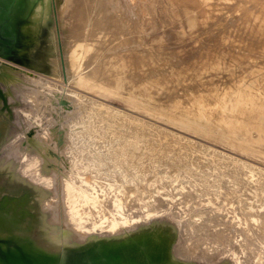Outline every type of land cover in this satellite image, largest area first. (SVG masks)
Returning <instances> with one entry per match:
<instances>
[{"label": "bare ground", "instance_id": "1", "mask_svg": "<svg viewBox=\"0 0 264 264\" xmlns=\"http://www.w3.org/2000/svg\"><path fill=\"white\" fill-rule=\"evenodd\" d=\"M135 5L136 4H134V7ZM55 6V0H30L28 12L26 15L28 22L22 25V29L20 28L24 34V42L27 44V52H30L31 54L28 58V55L25 52L24 55H22L24 56V60L27 59L25 61H28L25 62L26 65H29L33 68V64H36L35 62L33 63V60L36 56L38 57L40 56L39 54H41L43 58V71L50 72L51 75H55L58 78L64 77L63 71H65V75H67V78L69 77L68 80L71 79V83L75 84L77 87H79V89L82 88L84 90L92 91L106 96L123 97L127 102H129V104L151 112L155 116L162 118L170 124L178 125L194 132L224 137L231 146L238 148L246 153L255 155L257 157L264 158L263 44H258L256 48V50L260 53L259 56L257 55L255 57H249L248 59H246L241 55L240 52L241 50H243L241 42V45H237V43H239L237 42L236 44L234 43L229 46H226V50L222 51V49H218L211 45L210 42H200L198 38L195 45L198 46V44L204 42L207 45V55L212 57L210 58V63L206 64L207 62L204 63L200 60L201 58H203L200 55V59L195 60V68H193L194 66L192 67L194 71L191 70V72H193L190 74L187 73V70V72L184 71L185 69L183 70V67H180L181 64L179 65L178 63L177 55H174V60L171 59L170 56L172 55H170L168 47L162 44V37L159 39H155V41H151L152 37L146 38V36H142L141 39H136L133 44L135 48L131 51L129 50V47L124 44V41L121 38H117V34H112L113 31H118L121 29L122 22L123 24H126V26L128 27L127 29H131L129 28V26L133 24L131 14L133 5L131 3V0H58L61 20L56 16L57 14H55ZM217 6L219 5L217 4ZM125 13L129 15L128 17L126 16L124 18L121 15ZM190 14L191 13H189V15ZM222 15L224 14L222 13ZM56 17L61 21L59 22L60 24L62 23V26L65 29V44L67 45V48H69V54L71 57L69 58L71 59V62H69V68L67 67L63 69L64 64L62 62L60 63L62 57L60 60L57 57V46L58 42H60L61 37L58 34V32L60 31H57L58 23ZM219 18L222 19L221 17ZM194 23V18H191L188 22L189 26H194ZM216 24L217 21L213 26H215ZM211 25L212 24H210V26ZM220 26L222 27L224 25ZM144 28L142 30L145 32ZM213 29L215 30V28ZM149 32L146 33L150 35ZM223 34H225V32ZM123 35H125V33L121 34V37ZM261 39L264 40L263 37ZM245 43H247V41H244V45ZM246 48L249 49L248 46H245V49ZM36 49H39V51L37 52ZM195 51H197V49ZM182 53L180 54L182 55ZM3 59L1 60L6 61L5 59ZM170 60L172 61V63L170 62ZM246 60L253 61H248V63H244ZM226 61H228V63L230 62L231 65L237 66L236 68L232 66V70L234 69L231 72L232 76L228 74L229 77H232L231 80H228L227 77V80L230 82V84L227 86L224 85L221 87H217L215 83L220 79L216 77L215 73L220 72L219 70H221L222 68L223 70L225 69L224 65ZM30 64H32L33 66ZM189 64L190 63H188L187 66ZM17 65L16 69L18 68ZM158 65H160L159 69ZM10 67L11 66L6 64V62H0V75L4 78V80L2 81H5V86L9 89V94L11 95L12 100L16 99L15 101H17L18 96V101L20 100L21 96H23L22 99H24L26 96L24 101H26L27 99L29 100L31 98L34 100V94L37 92V90L39 91L38 86H41L43 90L48 89L50 93H58V89L56 87L49 88V84L46 83V87L44 86V89V83L43 81H40V79H31L29 76L30 74L23 75L25 73L21 71L20 72L23 74L17 73V71H14V69L12 70L15 65L12 68ZM22 67L26 68L27 72L30 71V69L28 70L26 66L22 65ZM60 67L62 69V72ZM162 67H164V69ZM35 68L34 70L36 71ZM52 72H54V74H52ZM214 78L217 79L215 83L213 81ZM222 78L224 79V77ZM174 88L182 90L184 94L183 100L179 98L170 99V93L172 92V90H175ZM201 88L205 89V91L200 90ZM82 99H84V97ZM24 101H21L22 105ZM96 102L94 104L95 108H91V110L86 111V109L88 108L85 107L86 109L82 111L83 113L80 112V116L78 115V117L80 118L74 116V118L76 117L77 119L73 120H70L71 118L69 117V113L71 110H68L70 108H67L68 105H66L67 103L64 102L65 104H63V110H61L62 113L64 111V116L62 115L63 117L61 120H63V123L65 122V124H71V128L76 129L79 124V126H82V129H86L84 130L83 134L78 133L76 136L82 141L88 142L91 146L90 151L84 155V158L93 162L95 161L97 162V164L100 163L99 165L103 167V171L108 172L106 176H104L105 178L101 177L99 181H91L93 184H91L89 181L81 179L79 182L80 184L77 186V189L74 190V188H72L71 186L72 183H78V180L76 181L74 179V174H67L64 172L63 168L62 171L58 167L55 169L56 171L52 169L56 173H54L53 171H49L48 173L46 172L47 170H45L44 172H40L41 177L44 176L43 178H45L43 180L41 179V182H44V180L47 181V179H49L50 182L49 186L47 185L46 187L45 185L44 188L43 185H40L41 183L37 179L39 176L36 177V170L32 171L35 172V175L33 176L36 177L32 180L30 176H25L26 179L23 178L21 180L18 176L9 181V176L14 175L15 173L12 172L11 174V171H13V169L16 167L15 164H19L18 162H16L17 160L13 162L7 160L6 164H2V167H0L1 191L4 190V192H8L10 190L13 193L14 191H19L18 193H22V196L20 198L18 197V204L15 199L17 197L14 196L16 202H14L16 206L12 204L15 207L14 209H12L13 206L11 204L9 205L8 203L7 206H10V208L12 206L11 209H9V207H6L5 210H2V207L0 208V238L6 239L7 241H9V243H13V245H17L20 248V250H11L6 245H4L6 247L2 246V248L4 247V251L8 253V257L6 261L0 259V264H27L26 262H23L22 260L18 259L21 256V253H23L27 258L32 259V264H264V194L259 188V190L254 191L252 192V194L249 195L245 194L243 188L242 190L239 189L238 192L232 194L230 199H221V201H219L217 204L214 203L213 199L214 196L217 195V193L219 192L220 188H218V184L214 183V181L211 182L212 180L209 179V186L204 180L205 184L209 186L207 188L205 187V190H203L204 187L202 189H192V186L190 185L191 182L188 184L191 188L189 186L179 187L176 185L173 187L171 186V184L174 183L172 179L175 178L172 177V175H167L170 173L169 171L166 170V172L165 170H163L166 172V174L164 173L165 177H163L162 175V180L157 183L155 182L156 184L154 183V185L156 186L155 190L150 191L149 186L148 189L146 188L147 191H144L145 193L143 192L141 194L139 192L138 194L133 195L134 188H137L134 187L132 188V198H130V194L127 198H123V196H120L119 193L123 190L125 191L126 195V191L128 192L129 184L131 183L132 187L134 184H141L137 182L138 179H140V181L142 182L146 181V177L152 175L154 173V170L157 169L158 165H161V160L153 158L150 160V163H147L142 160L143 156L141 153L143 151V144L147 145V143L151 141V138L149 139L150 141L148 140L147 142L146 137L148 136H145L146 134L142 135L141 130L138 129L139 125L144 126L142 123H140V121H136L140 124H135L132 120L133 118H131V122L128 121L127 124H124V122H126L125 120L130 119V117L128 118V116L124 115L125 117H123L125 120H123L122 118L124 122L122 121L123 123L121 122L122 124L120 123V126L117 127L116 124L118 122L116 123L110 115L109 118V116L105 115L106 112L105 114L103 112V110L109 112H112L113 110L107 107L105 108L103 106H100L101 104H99L98 102L97 103L99 105H97ZM74 103L75 102H73L72 104ZM35 104L37 105V103ZM1 105L2 104H0V108ZM83 108L81 107V109ZM77 110L79 111V108ZM110 114L113 115L114 111ZM2 117L3 114L0 113V121L1 119H5ZM37 119L39 120L38 115ZM38 120L35 121L38 122ZM5 121L8 120L6 119ZM25 121L26 120H24L23 122ZM111 121H114L115 123L113 122V124H111ZM108 122L109 124L113 125L112 129L109 128V130L107 131V129H105V126H101L102 129L100 128L99 131H97L98 135H93L91 133L92 131H94L95 126H97L98 123H101L100 125H105L104 123L108 124ZM4 123V120L3 122L1 121L0 129L4 127L2 125ZM31 123L33 124V121ZM27 124L28 122H26V125ZM136 125L138 126L136 127ZM11 126L12 125L8 127ZM15 126L16 124L14 125V127ZM22 126L23 127L21 128V130L23 129L24 131L25 124ZM34 126H37V124H35ZM5 127H7V125ZM5 127L3 129H5ZM26 127L28 128V126ZM8 129L10 131V128ZM7 130H0V146L2 147H5L3 143L7 141L6 136H9L6 134L9 133ZM13 131L15 132V130ZM18 131L19 130L17 129V134ZM58 131L61 132L63 130H57V132ZM145 131L146 130H144V132ZM14 132L12 133L14 134ZM49 132L51 133V131ZM64 133H66L65 130ZM71 133L73 132L71 131ZM106 133L111 137L106 138V141L104 143L101 141L100 137L105 136ZM150 134L148 133L147 135ZM17 136L19 137V135ZM38 136L40 137V135ZM9 137H11V135ZM55 137L58 138V136ZM88 137L89 141L87 140ZM17 138H14L15 141ZM47 138L45 139L46 143L40 142L43 144L44 149H42L41 144L38 142L40 144L41 151L38 152L40 148L38 149V147L36 146V149H32L37 151V154L36 152L33 153H35V155L40 154L38 156L40 158H43L44 161H48V164L55 163V166L62 165L63 163L60 164L61 161L58 163V160L56 162H50L53 159L56 160L53 153L57 152V154H60V156L64 157V160H66L69 155L66 152L62 151L59 145H57L58 147H49L48 145H46L47 143H50L51 139L53 141L52 137L51 139H49V136ZM153 138L155 139V137ZM10 141L8 140V142ZM113 141H115V144H113ZM116 142L119 143V147H117L118 143ZM165 142H167V140ZM150 143L153 144L152 142ZM167 143L166 145H169ZM56 144H58V142ZM155 144H157V139L156 143L154 141V145ZM184 144L186 143L184 142ZM113 145L116 147L114 148ZM175 145L176 147L180 146L179 144V146H177V144ZM13 146H15V144ZM28 146L31 147L30 145ZM108 146L110 148L112 146L115 150L106 152ZM17 147L18 146H16L15 149ZM164 147L162 150H165L164 158L170 160L174 155V148L165 149ZM184 149H187V147ZM17 151L20 150L16 149V152H14L15 155L16 153H19ZM30 151H28V153ZM184 151L186 152V150ZM4 152L2 150V153ZM23 153L25 152L23 151L22 154ZM182 153L184 154V152ZM22 154L21 156H23ZM3 156L4 158H6L5 155ZM31 156L33 155L30 154V159L32 158ZM71 156L72 159H69L71 160L69 161L70 164H67L71 165L72 168L73 166L75 167V165L79 164V162L77 163V161H74L75 158L77 159L78 157H75L73 153L72 155L70 154V157ZM67 160L65 162H68ZM28 161L29 160H27V162ZM164 164H166V162ZM24 165H26V163ZM69 165L67 167H69ZM221 165L218 164V167ZM227 165H224V167H228ZM166 166H169V164L167 163V165H164L163 167ZM208 166H210V164ZM191 167L192 166H189V170H191ZM18 168L22 170V164H19ZM184 168L186 169V167ZM43 169L44 166H42L40 170ZM72 169L70 170L72 171ZM234 170L235 168L233 169V171ZM66 171H68V169ZM163 171L160 172L163 173ZM24 172L22 171V174ZM77 172L81 171L78 170ZM87 172H89V170ZM186 172V175H188V171ZM231 173L232 169L230 174ZM209 174L212 179V173L210 172ZM240 174L242 175V173ZM75 175H78V173H76ZM236 175L237 174H235V178ZM83 177L86 176L84 175ZM217 177L219 176L217 175ZM193 178L196 179L197 177ZM257 178L259 179L261 177L258 176ZM35 179H37L39 185L42 186V188L40 187L41 189L45 190L46 192L47 190H52L55 192L60 191L61 193H63V197L59 198V201H53V198L57 196L55 195V192V196L53 198L50 197V199L52 198V200H49L50 202L45 200L47 195H44L41 198L42 194H37L40 196V198L37 197V195H35L34 193V187L38 186L36 185L37 183L35 184ZM105 179L106 183L103 182ZM231 179L232 178H230V180ZM115 180H117L118 184H113ZM201 180L203 179L201 178ZM219 180H222V178ZM243 180L246 181V179ZM175 181L177 180L175 179ZM180 181L182 182V180ZM235 181H237V179ZM262 181L261 185L263 183ZM76 183L75 185H77ZM228 183L230 184L229 181ZM246 183L249 182L247 181ZM205 184L203 183V185ZM88 186L94 187V189H96V192L97 190L99 192L103 190L102 193H104L106 201H110L108 204H104L105 206H103V212H101V215L107 213L105 221H97L100 216L99 213L95 211V207H98V205L95 206L88 203L91 202V200L86 196L85 193L88 192ZM115 186L116 188H114ZM223 186L225 187V185ZM230 186V188L233 187L232 185ZM263 186L261 187L263 188ZM226 189H228V187ZM74 191L75 193H73ZM203 191L205 193H202ZM1 193H3V191ZM148 193H150L151 196H147ZM75 194H77L78 196H76ZM197 194H205V196H202L205 197L207 200L211 201V205L208 204L207 208L206 205L203 206L204 208L198 206L199 202H202V200L197 199ZM224 194L225 192L222 193L223 196ZM7 195L8 194H6V196ZM1 197L3 198V195ZM8 197L13 199L12 196ZM211 197L212 200L210 199ZM1 200L3 201V199ZM147 204L150 205L147 206ZM170 205H174V207H170ZM86 208H92L94 210L91 212V209L87 210ZM210 208H213V210ZM19 210L24 213H19ZM24 210H28V212L26 211L27 214ZM171 211L174 212L173 214L175 216L179 217L178 222L171 223L169 219L163 218L165 214ZM197 212H199L200 214H198ZM28 213H30V215ZM21 214L29 215L30 217L26 218L24 215ZM111 215L117 216V219L109 220L108 218H110ZM125 217L129 218L126 219ZM157 217L163 218L160 221L163 222L165 227H159V222L157 223L158 226L153 225V221ZM146 219H149L150 221L143 225V223L146 222ZM35 231L37 232L35 233Z\"/></svg>", "mask_w": 264, "mask_h": 264}, {"label": "rangeland", "instance_id": "2", "mask_svg": "<svg viewBox=\"0 0 264 264\" xmlns=\"http://www.w3.org/2000/svg\"><path fill=\"white\" fill-rule=\"evenodd\" d=\"M207 1H208V3H207ZM233 1H234V3H233ZM55 2H56L55 14H57L56 16L60 19L61 16H60V8L58 6V0H55ZM214 2H215L216 5L214 4ZM131 3L133 5L132 6V13H131L132 14V22H133V24H131V26H129V28H131V29H127L128 27L126 26V24L125 23L123 24V22H122L121 29L118 30V31H113L112 34H117L118 35L117 38H119V39L121 38L124 41V44L127 47H129V50H131V51H132V49L135 48V46L133 44L136 41V39H141L142 36H144V37L146 36V38L147 37H149V38L152 37L151 41H155V39H159V38L162 37V39H163L162 44L164 46L168 47L170 55H172V56H170L171 59L174 60V55H177L178 59L177 58H175V59L178 60L179 65L181 64L180 67H183V70L184 69H185L184 71L187 70L188 72L187 71L186 72L190 73V74L194 71L193 68H195L194 65L196 64L195 60L200 59L199 58L200 55H201V57H203L200 60L203 61L204 63L207 62L206 64L210 63V60H211L210 58L212 57V56H208L207 55L208 54V51L206 50L207 45L204 42H202L201 44H198V46L195 45L198 38H199L200 42L201 41L210 42L211 45H213L214 47H216L218 49H222V51L226 50V46H229V45L234 44V43L236 44L237 42H239V43L241 42L242 46H243V50H241L240 52H241V55L244 58H246V59H248L249 57H255L257 55L259 56L260 53H259V51L256 50V48H257L258 44H260V43L264 45V40L261 39L262 37L264 39V34H263L264 33V0H131ZM134 4H136L135 7H134ZM217 4L219 6H217ZM209 6H210V8H209ZM207 12H208V14H207ZM189 13H191V14L189 15ZM222 13L224 15H222ZM128 15L129 14L125 13V14H123L121 16L125 18L126 16L128 17ZM57 17H56V19H57ZM219 17H221L222 19H220ZM191 18H194V20H195L194 26H189V24H188V22L190 21ZM59 19H57V23H58L57 24V31H60V32H58V34H59V36L61 38H60V42H58V46H57V57L59 58V60L62 57V59L60 60V63L62 62L64 64L63 65V69H64V68H67V67L69 68V66H70L69 62H71V59H69V58H71V57H70V54H69V48H67V45L65 44L66 43L65 29L63 28L62 23L60 24V22H61L60 20L61 19L60 20ZM146 21H147V23H146ZM216 21H217L218 26H217V24L215 26H213ZM137 24H141V25H137ZM145 24H147V25H145ZM210 24H212V25L210 26ZM260 24H261V26H260ZM220 25H224V26L221 27ZM135 28L138 29V30H136ZM143 28L145 29V32L142 30ZM213 28H215V30ZM204 30L208 31V32H205ZM146 32L147 33L149 32L150 35L147 34ZM220 32H222V33H220ZM224 32H225V34H223ZM124 33H125V35H123L121 37V34H124ZM22 37L24 38V34H22ZM230 37H232V38H230ZM258 37H260V38H258ZM61 39H62V41H61ZM21 41H23V39H21ZM244 41L245 42L247 41V43H245V45H244ZM239 43H237V45H241V43L240 44ZM249 45H250V47H249ZM203 46H205V47H203ZM245 46H248L249 49H247V48L245 49ZM196 49H197V51H195ZM21 50H22V53H23L22 55H24V52L28 55L27 58L29 57V55H31L30 52H27L28 49H27V44L25 42H24L23 47H22ZM36 51L38 52L39 49H36ZM180 53H182V55ZM232 53H234V52H232ZM39 55L40 56H38V57L36 56L34 60L32 59L33 63L34 62L36 63V64H33L36 68L32 64H30V65L33 66V68L30 67V66H29L30 68L27 67L28 70L30 69V71H28V72H27L26 68L22 67V64L17 63V62H15L13 60H9V59H7V58H5L3 56H0L1 59L4 58L6 60V61H2L0 59V62H3V63L6 62V64L11 66L10 68L14 67V65H15V67L12 68V70L14 69V71H17V73L23 74L21 72H24L25 74H23V75H29L30 74L29 76H30L31 79L35 78V79H40V81H43V83H44L43 84V88H44L45 84L47 83V84H49L48 86H50L49 88L56 87L58 89V91H57L58 93L57 94H53V93H50L48 91V89L46 90L44 88L45 90H43L41 86H38L39 91L37 90V92L35 93L36 95L34 94L35 97H33L35 99L34 100L32 98L29 99L31 102L28 99L26 101H24L26 96H25L24 99H22L23 96L20 97V100L22 99L21 101H24V103H25V104L23 103V105H22L21 101L20 100L18 101L19 96L17 98V101H15L16 99L15 100L11 99V95L9 94V89L5 86L6 85L5 81H2V80H4V78L0 75V90H2L1 93L6 96V102H4L5 99H4V97L1 96V93H0V99L2 100V101L0 100L1 101L0 104H2L0 110H3V111H0V113L3 114L2 118H5V119H1V121L3 122V120H4V122L6 123V124L5 123L2 124L4 127L7 125V127H5V129H3L4 127L1 125L3 128H1L0 130H3V131L5 130L6 131L8 128H10L11 133L14 132L13 130H15L14 134L12 133L13 135L10 133L9 129L7 130L9 133H6V134L9 135V136L11 135V137L6 136L7 137V139H6L7 141H5L6 144L3 143V145H5V147L0 146V149L3 148L2 149L3 152L6 150L4 153H2V150H0L1 151L0 152V157H1L0 158L1 159L0 160V167H2V164L3 165L6 164L7 160L12 161V162L17 160L16 162H18L19 164H22V167L24 169V170L23 169L22 170L19 169L18 168L19 164L14 162V163H16L18 165V167L15 164L16 167L13 169V171H11V174H12V172H15L14 173L15 176L14 175H10L9 176V181L11 179H14V178L18 177V176H19L20 180L25 178V176H27V177L30 176L31 180L36 178L37 176H39L37 179L41 183L40 185H43V187L45 188V185H46V187H47V185L49 186L50 182H49V179H47V181L44 180V182L43 181L41 182V179L43 180L45 178H43L44 176L41 177V173L40 172H44L45 170H47L46 172L49 173V171L50 172L53 171V170L56 171L55 169L59 167L61 170L63 168L64 172L67 173V174H74V179L76 181L78 180V183L73 182L71 186H72V188H74V190H76L77 186L80 184L79 182H80L81 179L89 181L91 184H93L92 182L99 181L101 177L106 176V174L108 172L103 171V167L99 165L100 163L97 164V162H95V161L93 162L91 160H88V159L84 158V155L87 152L90 151L91 146L89 145L88 142L82 141L81 139L77 138L76 136H77L78 133L83 134L84 130H86V129H82V126H79V124H78V126L80 128L78 126L76 127V129L71 128L70 126H72V125L67 123L69 125V127H68V125L65 124V122L63 123V120H61L62 117L64 116V114H63L64 111H63V113L61 112V110H63V107H64L63 104H65L64 102L67 103L66 104V105H68L67 108L68 107L70 108V109H68V110H71L70 113H69V117L71 118L70 120H73V119H77L76 117L74 118V116H77V117H78V115L80 116V114L83 113L82 111H84L86 108H88V109H86V111L87 110L88 111L91 110V108H95L94 104L97 101L99 104H101L100 106H103L105 108L107 107V108H109V109L114 111V114L112 115L110 113H112L113 111L109 112V111H104L103 110L104 114L106 112V114H105L106 116L110 115L111 118L114 119V121L116 123L118 122L116 124L117 127L120 126L119 124L123 120H125L124 119L125 116H128V118L130 117V119L129 120H125L126 122L123 121L124 124H127L128 121L131 122V118H133L132 120H133V122L135 124L142 123L145 126L144 127V126L136 125V127L138 126L139 127L138 129L141 130L142 135L146 134L145 136H148V137H146V141L148 142V140L151 138L150 139L151 141L150 140L149 141L153 143V144H151L150 142H148L147 145L143 144V147H142L143 151L141 153L142 156H143L142 157L143 161H145L147 163H150L151 159L156 158V159L161 160L160 161L161 165H162L163 162L164 163L166 162V164L163 163L162 166L158 165V167L160 166L161 168L157 167L158 170L157 169L154 170V173L152 175L147 176L146 177V181L142 182V181H140V179H138L137 182H139L141 184H139V185H137V184L135 185L134 184L133 187L131 185L132 183L129 184V190H128V192L126 191V195H125V191H123L121 189L122 192H124V193L120 192L119 195L123 196V198H125V197L127 198L129 194H130L129 195L130 198H132V188H134V187H137V188H134L133 195H136L139 192L142 194L144 191H147L146 188L148 189L149 186H150L149 187L150 191L155 190L156 186L154 185V183L155 182L157 183V182L161 181L162 180V175H163V177H165V174H166L167 171L170 172L167 175H170V176L172 175V177H174L177 180V181H175V179H172L174 181V183H172L171 186H173V187L175 185L179 186V187L180 186H189L190 187V185H191L192 189H202L204 187L203 190H205L207 187L210 186L209 185L210 180H212L211 182L214 181V183L218 184V188H220L219 192L217 193V195L214 196V199H213L214 203H217V204H218L219 201H221V199H223V200L224 199H230L232 194L238 192L239 189L242 190V188H243V191H245L246 195L252 194V192L257 191L259 189L264 194V192H263L264 191V186H263L264 185L263 184L264 183V178H263L264 177V158L257 157L255 155L246 153L244 151H241L238 148H235V147L231 146L224 137L215 136V135H208V134H205V133L194 132V131L185 129V128L181 127V126L170 124V123L166 122L165 120H163L162 118H159V117L155 116L151 112H148V111H146L144 109L137 108V107L129 104V102H127L123 97H120V96H106V95L98 94V93H95V92H92V91L84 90L82 88H80L81 89L80 90L79 87H77L75 84L71 83V79L68 80L69 77L67 78V75H65V73H66L65 71H63L64 72V75H63L64 77H62V78H58L55 75H51L50 72L43 71L44 70V68L42 67L43 58H42L41 54H39ZM23 59H24V56H23ZM25 60H27V59H25ZM246 61L244 63H248L249 60H246ZM252 61L253 60H250L249 62H252ZM25 62H28V61H25ZM170 62L172 63L171 60H170ZM11 63H13V64H11ZM29 63H30V61H29ZM188 63H190V64L187 66ZM227 63H228V61H226L225 65H224L225 69H226V72H225V69L223 70V68H222L221 70H219L220 72L215 73L216 77L218 79H220L219 80L220 82L217 81L216 78L213 79L214 83H215V81H217L215 83V85H217V87H221V86H224V85L227 86V85L230 84V82L228 80H231L232 77H229V75L232 76L231 72L234 70V69L232 70V68L233 67L236 68L237 65L236 66L235 65H231L230 62L228 64ZM16 65L18 67L17 69H16ZM23 66H25V65H23ZM238 66H240V65H238ZM186 67H187V69H186ZM34 68L36 69V71L34 70ZM159 68H160V65H158V69ZM162 68L164 69V67H162ZM60 69H61V67H60ZM189 70H190V72H189ZM191 70H193V71L191 72ZM61 72H62V69H61ZM216 72H217V70H216ZM52 74H54V72H52ZM164 74H163V76H164ZM47 76H50V77H47ZM222 77H224V79ZM227 77H228V80H227ZM221 78H222V80H221ZM48 80H50V81H48ZM54 81H56V82H54ZM227 81H228V83H227ZM51 82H52V84H51ZM200 90L205 91V89H203V88H201ZM48 92H49V94H48ZM42 95H44V96H42ZM56 95H57V97H56ZM58 97H59L60 101H59ZM83 97H84V99H82ZM183 97H184V94H183L182 90L181 89L178 90V88H176L175 90H172V92L170 93V99L179 98V99L183 100ZM72 100H73V102H75L74 104H72L73 103ZM97 102H96V104L99 105ZM35 103H37V105ZM77 106L79 108V111L77 110L78 109ZM79 106H81L82 108L84 107V108L81 109V107H79ZM35 110H37V111H35ZM4 112H5V114H9V115H5ZM23 112L25 113V115H24ZM22 113H23V115H22ZM10 114H11V116H10ZM33 114H36V115H33ZM37 115L39 117V120L37 119ZM110 116H109V118H110ZM114 116H115V118H114ZM133 116H137L138 118L137 117H133ZM8 117H10V118H8ZM58 117L60 118V120H59ZM24 118H26V119H24ZM32 118L33 119L35 118V119L33 120ZM78 118H80V117H78ZM122 118H123V120H122ZM6 119L8 121H5ZM9 119H10V121H9ZM29 119H32V120H29ZM22 120L23 121L26 120V121L23 122ZM35 120H38V122H36ZM117 120H119L120 122L117 121ZM148 120H149V122H148ZM1 121H0V123H1ZM20 121L25 124L24 131H23V129L21 130V128L23 127L22 125H24V124H22ZM32 121H33V124L31 123ZM136 121H140V123H137ZM26 122H28L27 125H26ZM113 122L111 124H113ZM151 122H152V124H151ZM48 123H51V124H48ZM106 123H104L105 125H100L101 123H98L97 126H95L94 131H92L91 133L93 135H98L97 131H99L101 126H105V129H107V131L109 130V128L110 129L113 128V125L109 124V122H108L109 126ZM15 124L19 128L16 127V126L14 127ZM20 124H22V125H20ZM35 124H37V126H34ZM145 124H147V125H145ZM10 125H12V126L8 127ZM26 126H28V128L31 127L32 129L31 128L28 129ZM64 126H65V128H64ZM106 126H107V128H106ZM58 127L59 128L61 127V128L59 129ZM16 128L19 130L18 134L16 133L17 132ZM25 128L28 129V130H26ZM68 128L71 129V130H69ZM156 129H157V131H156ZM57 130H63V131H61V132L58 131L57 132ZM64 130H65L66 133H64ZM144 130H146V131L144 132ZM49 131H51V133L53 135L58 136V138L53 136ZM71 131L73 133H71ZM148 131H150L151 134ZM47 132L49 133V135H48ZM67 133H69V134H67ZM148 133L150 135H147ZM14 135H15V137H14ZM17 135H19V137ZM38 135H40V137ZM41 135H42L43 138L41 137ZM170 135H172V136H170ZM48 136H49V139H51V137L53 138V141H52V139H51L52 142L50 141V143H52L53 145L50 144V143L49 144L47 143L46 145H48L49 147L50 146L51 147L52 146L56 147L57 145H59L60 149L62 151H64V152H66L69 155V157L67 156L68 160L66 159L68 162H65L66 160L63 159L64 158L63 156H60V154H57V152H54L53 154H54V157H55L56 160L53 159L54 161L52 160L50 162L52 163V162H56L58 160L57 161L58 163L60 161H61L60 164L63 163L60 166H58V165L55 166V163L54 164L52 163L53 165L52 164H48L49 163L48 161H44L43 158H40L38 156L40 154L35 155V153H33V152H36V154H37V151H35L32 148L36 149V146H37L38 149H39L40 148V144L42 146V149H44V146H43L42 143L46 141L45 139ZM72 137L74 138V140H73ZM109 137H111V136L107 135V133H106L105 136H102L100 138H101V141L105 143V141H106L105 139L109 138ZM153 137H155V139ZM14 138H17L16 139L17 142L15 141ZM55 138H56V140L57 139L58 140L56 141ZM161 138H163V139H161ZM170 138L172 140L174 138V140L172 141ZM11 139L12 140L14 139L13 142H12ZM32 139H33V142H32ZM156 139H157V144L158 145L157 144L154 145V141L156 143ZM8 140L9 141L11 140L10 141L11 143L8 142ZM28 140H30V141H28ZM54 140L56 141V143L58 142V144H56ZM87 140L89 141V137L87 138ZM166 140H167V142L168 141H171V142L167 143V142H165ZM175 140H176V143H175ZM162 141H164L165 143L162 142ZM26 142H28V143H26ZM38 142L39 143L42 142V143L39 144ZM173 142L175 144H177V146H179V145L180 146L176 147V145ZM180 142H181V144H180ZM184 142L187 144V146H186V144H184ZM116 143H118V142H116ZM149 143H150V145H149ZM159 143H161V144H159ZM166 143L169 144V145H166ZM14 144H15V146H13ZM17 144H19V145H17ZM32 144H34V145H32ZM38 144H39V146H38ZM113 144H115V141H113ZM28 145H30L31 147H29ZM164 145H165V147H164ZM181 145H182V147H181ZM184 145L187 147V149H184V148H186ZM16 146H18L16 149L20 150L21 152L17 151L20 154L16 153V155H15L14 152H16V149H15ZM19 146H20V148H19ZM21 146H22V148H21ZM26 146H28V147H26ZM109 146L107 147L106 152L107 151L110 152V151L115 150L114 148L116 146L113 145L114 148L112 146L110 148ZM119 146L120 145L118 143L117 147H119ZM163 147L165 149L174 148V150H173L174 155L172 156V158L170 160L167 159V158H164L165 157L164 156L165 155V150L162 151ZM188 147H189V149H188ZM5 148H7V149H5ZM29 148L31 149L32 153H31ZM178 149L179 150L182 149L183 151L182 150L179 151ZM184 150H186V152ZM23 151L25 153L22 154ZM28 151H30V152L28 153ZM39 151H41V148L38 150V152ZM175 152H176V154H175ZM182 152H184L185 156H184V154ZM72 153H73V155H75V157H78L77 159L75 158V161H77V163L79 162V164L75 165V167L73 166L74 168L72 167L73 169L71 168V165H69L70 164L69 161H71L69 159L72 158V156L70 157V154L72 155ZM21 154L23 156H21ZM30 154L33 155V156H31L32 157L31 159H30ZM3 155H5L6 158H4ZM14 158H16V159H14ZM18 158H21V159H18ZM27 160H29L28 161L29 163L27 162ZM162 160H163V162H162ZM215 161H216V163H215ZM223 161H224V163H223ZM229 162H231L232 164L229 163ZM25 163H26V165H24ZM67 163H69V164H67ZM84 163H85V165H84ZM167 163L169 164V166L163 167L164 165H167ZM193 164H194V166H193ZM209 164H210V166H208ZM218 164H220V165L222 164V165L218 167ZM68 165H69V167H67ZM195 165H197V166H195ZM224 165L225 166L227 165L229 168L228 167H224ZM231 165H232V168H231ZM42 166H44V169L40 170L42 168ZM64 166H65V169H64ZM189 166H192L190 168L191 170H189ZM92 167H93L94 170L92 169ZM100 167H102V168H100ZM184 167H186V169ZM197 167H199V168H197ZM47 168H49V169H47ZM225 168H228V169H225ZM234 168L236 170V171L234 170L235 172L233 171ZM236 168H239L240 170L236 169ZM252 168H253V170H252ZM67 169H68V171H66ZM70 169H72V171ZM231 169H232V173L234 172L233 175H232V173L230 174ZM34 170H36L35 171L36 172V177L33 176V175H35V172H32ZM78 170H80L81 172H77ZM88 170H89V172H87ZM96 170H99V171H96ZM163 170H165V171L167 170V171L165 172ZM201 170L204 171V172H202ZM205 170L207 171V173H206ZM22 171L23 172L25 171L26 173L24 172L23 173L24 175H23ZM83 171H85V172H83ZM160 171L161 172L163 171V173H161ZM186 171H188V175H186L187 174ZM86 172H87V174H86ZM184 172H186V173H184ZM198 172H200V173H198ZM208 172L212 173L211 174V176L213 177L212 179H211L210 174ZM260 172H261L262 175L260 174ZM54 173H56V172H54ZM76 173H78V175H75ZM81 173L84 174L86 177H83L84 175H82ZM221 173H222V175H221ZM226 173H229V174H226ZM240 173H242V175ZM79 174H80V177H79ZM235 174H237L236 178H235ZM96 175H98L99 177L96 176ZM217 175L219 177H217ZM190 176H191V178H193V177L196 178L197 177L198 179L197 178L196 179H194V178L191 179ZM200 176H201V178L203 180H201ZM258 176L261 177L262 179L259 178V179H261V180H259L257 178ZM92 177H93V179H92ZM215 177H216L218 183L216 182ZM237 177H239V178H237ZM221 178H222V180H219ZM230 178H232L233 180L232 179L230 180ZM247 178H248V180H247ZM37 179H35L36 180L35 184L37 183L36 185H38V186L34 187L35 195H37V194L41 195L42 194L41 198L44 195H47V197L45 196L46 197L45 200L48 201V202H50L49 200H52V198L55 195H57V196L53 198V201H59L58 199L63 197V193H61L60 191L55 192V191H52V190L51 191L47 190V192H46L45 190L41 189L42 186L39 185V182L37 181ZM179 179L182 180V182ZM236 179H237L238 183H237V181H235ZM243 179H246V181L243 180ZM184 180L186 181V183H185ZM204 180H205L206 184L209 185V186H207L205 184ZM218 180L220 181V183L222 181V183L220 184ZM228 181L230 182V184L228 183ZM247 181L249 183H246ZM261 181L263 182L262 185H261ZM103 182L106 183V179ZM239 182H241V183H239ZM75 183L77 185H75ZM189 183H190V185H188ZM203 183L205 185H203ZM258 183H260V184H258ZM113 184H118L117 180H115ZM140 185H142V186H140ZM199 185H202V186H199ZM223 185H225V187ZM230 185H232L233 187L230 188L231 187ZM226 186L228 187V189H226L227 188ZM257 186H259V187H257ZM261 186H263V188ZM88 187H89L87 189L88 192H85L86 196L91 200V202H88V203L92 204V205H95V206L98 205V207H95V211L97 213H99V216H100L99 219H97V221L98 222L105 221L107 213H105L104 215H101V212H103L102 210H103V206H105L104 204H108L110 201H106L105 195H104V193H102L103 190H101L100 192L97 190V192H96V189H94V187H92V186H88ZM248 187H250V188H248ZM114 188H116V186ZM140 189H141L142 192L140 191ZM249 189H251V190H249ZM226 190H228L229 192L226 191ZM0 191H1V189H0ZM2 191H3V193H1ZM2 191L0 192V197L3 195V198L2 197L0 198V203H1L0 204V208L2 207L3 208L2 210H5L6 207L7 208L9 207V209H11L13 205L16 206L15 199H16L17 204H18L19 198L22 196L21 192L18 193L19 191H17V192L14 191V193H13L10 190L8 192H6V191L4 192V190H2ZM15 192H16V194H18V195L20 194V195L19 196L16 195ZM52 192H53V194H52ZM54 192H55V195H54ZM224 192H225V194H224L225 197L222 195V193H224ZM73 193H75V191ZM202 193H205V192L203 191ZM258 193H260V192H258ZM6 194H8V195L6 196ZM39 195H37V197L40 198ZM75 195L78 196L77 194H75ZM202 195L205 196V194H201V195L197 194L196 195L197 199L202 200V202H199L198 206L204 208L203 206L206 205V208H207L208 204H210L211 201L207 200ZM8 196H12L13 199L9 198ZM14 196L17 197V198H15ZM91 196H93L94 198L91 197ZM147 196H151V194L148 193ZM200 196H202V197H200ZM50 197H52V198L50 199ZM1 199H3V201ZM210 199L212 200V197ZM204 200H206V201H204ZM12 201H13V203H12ZM2 203H4V204H2ZM7 203L9 205L13 204L11 206V208H10V206H7ZM149 205L150 204H147V206H149ZM14 206H13L12 209L15 208ZM170 207H174V205H170ZM86 209L87 210L91 209V212L94 210L92 208H86ZM210 209L213 210V208H210ZM24 211H25V213H26V211L28 212V210H24ZM207 211H208V209H207ZM207 211H205V212H207ZM20 212H21V210H19V213ZM21 213H24V212H21ZM173 213H174L173 211L168 212L167 214H165L163 216V218L169 219V221L171 223L178 222L179 217L175 216ZM197 213L200 214L199 212H197ZM197 213H195V214H197ZM28 214L30 215V213H28ZM21 215H24V214H21ZM29 215H24V216L27 218V217H30ZM101 216H103L105 218H103ZM129 217H130V214H129ZM128 218H126V219H128ZM160 218L161 217H157L156 219H154V221H153L154 224L153 225L154 226H158L159 225V227L160 226L161 227L162 226L165 227L163 222L160 221L163 218H161V219ZM108 219L109 220L110 219L116 220L117 216L111 215L110 218H108ZM145 221L146 222H144L143 225H145L150 220L146 219ZM158 222H159V224L157 225ZM181 224H182V222H181ZM37 231H35V233ZM0 240H3L4 243H5L2 246L6 245V244L7 245H13V243L12 244L9 243V241H7L6 239L0 238ZM2 246L0 247V259L3 260V261L4 260L6 261V259L8 257L7 256L8 253H6V251H4V249H3L6 246H4L3 248H2ZM3 253L4 254L6 253V254L4 255ZM222 264H224V263H222ZM226 264H228V263H226Z\"/></svg>", "mask_w": 264, "mask_h": 264}, {"label": "water", "instance_id": "3", "mask_svg": "<svg viewBox=\"0 0 264 264\" xmlns=\"http://www.w3.org/2000/svg\"><path fill=\"white\" fill-rule=\"evenodd\" d=\"M29 3L30 0H0V56L25 65L26 67H29V65H26L22 56L21 49L24 44V38L22 37L23 32L21 29L22 25L28 22L26 15ZM1 92L2 90H0ZM1 96L4 97V102H6V96L2 93ZM3 244H5L4 241L0 240V247ZM7 246L11 250H20L17 245ZM18 259L27 264L33 263V260L27 258L23 253H21Z\"/></svg>", "mask_w": 264, "mask_h": 264}, {"label": "flooded vegetation", "instance_id": "4", "mask_svg": "<svg viewBox=\"0 0 264 264\" xmlns=\"http://www.w3.org/2000/svg\"><path fill=\"white\" fill-rule=\"evenodd\" d=\"M13 16V15H12Z\"/></svg>", "mask_w": 264, "mask_h": 264}]
</instances>
